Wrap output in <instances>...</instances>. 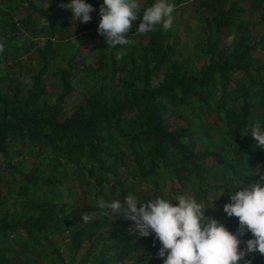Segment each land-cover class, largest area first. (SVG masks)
Wrapping results in <instances>:
<instances>
[{
    "label": "trees",
    "instance_id": "16d2710c",
    "mask_svg": "<svg viewBox=\"0 0 264 264\" xmlns=\"http://www.w3.org/2000/svg\"><path fill=\"white\" fill-rule=\"evenodd\" d=\"M70 2L0 0V264H163L132 221L81 220L129 194L192 196L237 234L223 206L264 174L247 136L264 127V0H169L197 15L187 52L173 26L135 34L155 0L115 49L97 33L103 0H85L87 23Z\"/></svg>",
    "mask_w": 264,
    "mask_h": 264
},
{
    "label": "clouds",
    "instance_id": "9594fccd",
    "mask_svg": "<svg viewBox=\"0 0 264 264\" xmlns=\"http://www.w3.org/2000/svg\"><path fill=\"white\" fill-rule=\"evenodd\" d=\"M61 7L72 13L73 21L80 19L81 23L89 22V13L94 11L85 0H71ZM141 8L139 0H103L97 33L104 37L107 47L115 49L133 43L125 35ZM174 11L175 5L169 0H155L151 6L144 7L135 34L154 32L158 25L164 31L170 30ZM3 51V44H0V53ZM122 56L123 52H119L116 59ZM249 129L247 136L253 138L259 149H264V127L257 122ZM256 169L254 175H259V179L235 191L234 195L230 193V203L223 206L228 217L238 220L237 234L216 219L206 217L208 207L205 203L185 195L176 196L175 202L157 197L140 203L133 194L127 195L123 202L97 200L94 208L99 211L84 213L81 220L89 223L94 218L110 217L114 221L122 217L132 221L134 227L130 233L141 237L155 234L160 244L157 256L163 259V264H251L250 260H245L246 255L258 252L264 256V174L259 166ZM246 233L252 238L243 241L245 249L241 250L242 241L238 237Z\"/></svg>",
    "mask_w": 264,
    "mask_h": 264
},
{
    "label": "rangeland",
    "instance_id": "374dc122",
    "mask_svg": "<svg viewBox=\"0 0 264 264\" xmlns=\"http://www.w3.org/2000/svg\"><path fill=\"white\" fill-rule=\"evenodd\" d=\"M197 21V15L193 13H188L185 11V13H177L175 15V18L173 20V28L175 30H178V36L181 43V47L183 51H193V41L196 33L195 24ZM186 25L187 29L185 30V27L182 28V26ZM73 41V40H72ZM96 55H92L91 61L96 63L95 59ZM196 52H194L193 57L195 58ZM167 187H169V184H167ZM186 190H189V188H186ZM151 235H155L154 233H151Z\"/></svg>",
    "mask_w": 264,
    "mask_h": 264
}]
</instances>
